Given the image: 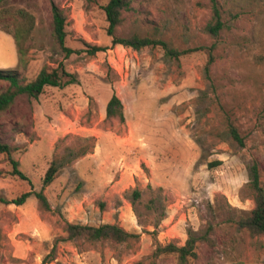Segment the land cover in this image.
Instances as JSON below:
<instances>
[{
  "label": "rangeland",
  "instance_id": "374dc122",
  "mask_svg": "<svg viewBox=\"0 0 264 264\" xmlns=\"http://www.w3.org/2000/svg\"><path fill=\"white\" fill-rule=\"evenodd\" d=\"M105 1L1 5L0 70L27 82L61 62L75 81L47 85L36 98L19 95L0 113V141L30 179L11 175L0 154V195L42 189L50 204L44 209L34 194L20 205L0 202V264H178L175 255L153 251L157 242L182 245L188 229H210L196 244V264H264V235L238 224L254 205L253 162L264 186V0H218L216 36L204 30L210 0H129L118 35L137 32L177 50L214 44L208 74L203 50L175 58L160 46L112 44ZM52 4L67 16L68 55L52 36ZM18 9L34 20L22 55ZM92 45L106 48L91 54ZM8 84L0 79V91ZM112 94L123 104L122 123L105 117ZM229 121L243 146L229 136ZM51 161L59 171L43 185ZM66 221L117 223L138 238L67 239Z\"/></svg>",
  "mask_w": 264,
  "mask_h": 264
},
{
  "label": "trees",
  "instance_id": "16d2710c",
  "mask_svg": "<svg viewBox=\"0 0 264 264\" xmlns=\"http://www.w3.org/2000/svg\"><path fill=\"white\" fill-rule=\"evenodd\" d=\"M95 1V0H88ZM4 0H0V12L1 5ZM129 0H106L102 6L104 11L107 27L106 34L111 37L112 44H120L127 47H132L136 50H140L144 47L160 46L165 54L177 58L178 56L189 53L196 50H203L207 55L205 63V73H209V68L213 62L212 49L214 44L209 46L200 45L197 47L187 48L183 50H177L170 47L164 40L151 37L148 35H141L137 32H133L127 36H120L116 33L118 27L123 22V11L129 8ZM211 5V17L206 22L204 30L211 36L218 35L219 31L223 28V21L221 16V10L218 0H210ZM18 20L15 25L14 38L19 46L18 50L23 54L21 47L22 39L32 30L34 26V20L32 15L23 9L17 10ZM52 15V36L59 47L68 55L72 50L65 45L67 36V16L60 7L55 4L51 6ZM106 47L100 45H92L89 47L88 52L93 54L96 51L103 50ZM0 79L7 80L9 82L6 89L0 91V113L6 110L19 95H25L27 97L36 98L47 85L64 87L75 81L74 74L68 72L63 64L60 62L54 68L42 67L36 76L27 82H24L16 71H4L0 70ZM105 117L107 119H117L119 122L125 121L123 104L120 98L116 94H112L105 105ZM227 132L229 136L235 140L239 145L245 144L243 136L240 134L238 128L232 123H227ZM84 151L77 152V156L83 154ZM0 154H3L11 165L9 173L20 179H30L28 176L19 168V162L12 156V148L9 144L0 141ZM59 171V165L56 161H51L45 170L42 182L43 185L50 184L56 177ZM249 184L254 190L253 195V207L246 213V215L240 217L238 224L245 228L253 236L264 235V186L260 180L259 168L256 162L250 165V177ZM38 199L40 205L46 209H50L49 201L44 194L43 190L39 191H25L19 196L11 199H7L0 195V202L5 204H16L20 205L31 195ZM141 191L138 188L132 190L133 199L137 200L140 197ZM210 230V229H209ZM208 229L203 234H196L193 230H187V237L182 245H177L173 242L166 244L156 243L153 251L154 255L173 254L176 256L178 264H196L197 252L196 244L199 240L207 238ZM64 231L67 239L76 237L86 238L88 240H110L116 243H126L131 239H137L138 234L125 230L122 226L117 223H101L98 225L69 222L64 223ZM55 246V245H54ZM54 246L51 252L54 250Z\"/></svg>",
  "mask_w": 264,
  "mask_h": 264
}]
</instances>
